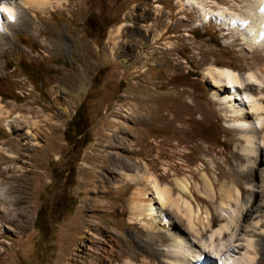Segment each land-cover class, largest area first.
Wrapping results in <instances>:
<instances>
[{
	"label": "rangeland",
	"instance_id": "1",
	"mask_svg": "<svg viewBox=\"0 0 264 264\" xmlns=\"http://www.w3.org/2000/svg\"><path fill=\"white\" fill-rule=\"evenodd\" d=\"M8 1L20 15L27 8ZM56 1L38 18L29 13L41 33L0 20L14 42L0 59V264H167L155 250L172 253V232L204 244L207 256L222 247L217 264L250 256L264 264V148L251 153L233 114L264 102V87L243 100L207 73L230 67L246 77L264 65V47L246 48L239 28L203 15L245 3ZM81 103L85 133L68 144L64 130ZM147 170L174 196L187 179L194 229L175 206L155 239L130 222L133 178Z\"/></svg>",
	"mask_w": 264,
	"mask_h": 264
},
{
	"label": "bare ground",
	"instance_id": "2",
	"mask_svg": "<svg viewBox=\"0 0 264 264\" xmlns=\"http://www.w3.org/2000/svg\"><path fill=\"white\" fill-rule=\"evenodd\" d=\"M7 1L8 0H0V18H1L0 20H6L7 24L12 30H16L19 27L21 29L24 28L27 31H34L35 29H39L38 31L40 32V28L38 27L35 19L30 17L29 13L34 11V16L38 18L37 12L41 9L45 10L47 8L49 9L53 7L56 0H23V5H25V7L29 9L31 8V10L26 8L24 9L23 14L21 15L19 14V11L16 10V8H14V5H12L9 1L8 4ZM195 1L200 2L201 0H195ZM179 2H181L182 5H184L183 0H179ZM237 2L245 3V7L241 8L238 11L237 10L235 11L233 10L232 6H218L217 11L210 9L205 11L201 9V12L205 11L203 13V15L205 16H209V14L211 13L216 14L218 19L223 21L225 27H229V29H231L232 32L234 31V28L235 29L239 28L246 48L249 47L248 43L250 44V46L257 45L258 47L259 46L264 47V0H236V3ZM191 8H193V6H191ZM1 26L2 25L0 22V59L5 55V53L7 52L10 53V51L14 48L13 47L14 42L13 40H11L12 36L6 33V31H4L1 28ZM252 65L255 64L252 63ZM256 68L257 69L249 70L247 72L246 77L240 75L236 69L230 67L211 66L208 68L207 73L215 81L216 83L215 85L219 87V89L228 88V90L231 91V88L233 87L235 93L240 95L242 99H243V95H246L249 100L253 98V96L251 95L252 94L251 91L253 89L256 88L260 90L263 89L264 87V65H261ZM229 93L230 92L228 91V94ZM233 95H231V98L228 96L233 102H236L238 104L243 102L241 101L240 97H235V96L232 97ZM240 105L243 106L244 104L242 103ZM251 109L252 110L245 111L243 108L234 107L233 114H235L234 122H236V127H239L241 128V130L245 131L244 137L251 145L250 148L251 153H254L256 149L261 150L264 148V116L256 117L259 118L257 122H255L254 119L255 113L257 114L264 113V102L262 101L260 102L254 98V101L252 102L251 105ZM261 132L263 134L262 135L263 141L260 140ZM133 180L136 181V186L132 191V194L129 196L127 202L130 213V217H129L130 222L138 225L139 227L143 228L146 231H149V234L154 239L158 237V235L156 234L160 233L157 231L165 227V225L170 222L169 217L165 212L168 206H175L179 210H181V208L184 207L186 210V213L184 212V216L187 215V217H189L190 220H193L192 219L193 217L192 218L190 217L191 215L193 216V212L197 214L196 210L194 209V205L192 201L187 197H185V195H183V193H189V194L191 193V191L189 190L190 186L188 185L187 179L180 178L176 181L177 186L180 189V193H178V195L175 196L173 195L171 185L167 181H164L161 178H159L158 175L155 174L153 171L147 170L143 173H139L133 178ZM252 194H256L255 189H253ZM0 198L2 197L0 196ZM4 200L5 199L3 197L2 199H0V202L3 203ZM239 214L243 216L247 214V211L244 213V209H243L242 211L239 212ZM193 221H191L193 223L191 224V228L194 229L196 222ZM210 222L211 221L204 219V222H201V224H207L208 226H211ZM228 226L229 225L227 224L222 226L219 230L220 234L222 233L226 234L227 231L225 230L230 229ZM236 226L241 227L242 225L240 226V224H237ZM198 233L200 232H197V234ZM168 237L170 239H173V242L171 243L172 253L169 252V250L164 251L163 249H159V248L155 250L156 251L155 256L166 255L168 257L169 261L166 262L167 264H191L197 256L202 254L206 256V259L208 260L207 262L209 264H214V261L212 260L213 259L212 255L208 254L207 256L205 249L201 248V245L204 246V244L202 243L199 244L198 242L191 243L193 240L191 238H187V236H185L183 232H172ZM160 238H162L163 240L168 239L167 236L163 234L162 236H160ZM210 240H212V242L216 240V238L213 239V234L210 235ZM224 243H223L224 248L226 249L227 247L228 249V245ZM254 246L255 245L252 242L249 244L250 249L251 247H253V249L255 250ZM229 248L230 250H234L231 249L232 247ZM216 249L219 250L215 252L216 254L215 256L220 255L222 257L223 255L222 253L224 252V250L223 252H221L222 247L221 248L216 247ZM112 250L114 252H117V249H115V247ZM255 260H256L255 257L250 256L249 258L246 259L245 264H254ZM215 261L217 262V260ZM226 261L228 262V260ZM125 264H135V263L130 261ZM238 264H242V263H238Z\"/></svg>",
	"mask_w": 264,
	"mask_h": 264
},
{
	"label": "trees",
	"instance_id": "3",
	"mask_svg": "<svg viewBox=\"0 0 264 264\" xmlns=\"http://www.w3.org/2000/svg\"><path fill=\"white\" fill-rule=\"evenodd\" d=\"M84 104L81 103L79 107L75 110V113L67 122L64 130V135L68 144H72L76 137H82L85 133L86 127V114L83 110Z\"/></svg>",
	"mask_w": 264,
	"mask_h": 264
}]
</instances>
